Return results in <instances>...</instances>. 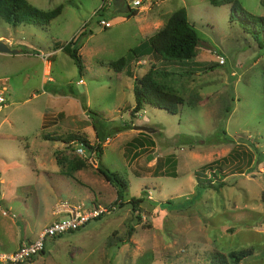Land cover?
Returning <instances> with one entry per match:
<instances>
[{"label": "rangeland", "instance_id": "obj_1", "mask_svg": "<svg viewBox=\"0 0 264 264\" xmlns=\"http://www.w3.org/2000/svg\"><path fill=\"white\" fill-rule=\"evenodd\" d=\"M26 1L61 11L45 27L0 19V40L20 50L0 52V251L12 249L23 227L35 238L60 217L53 211L63 201L111 210L47 238L28 264H213L217 254L227 264H264V48L239 14L264 15V0H143L136 8L133 0ZM181 7L199 37L193 58L146 55L120 71L110 66ZM68 44L78 48L81 71ZM150 68L174 72L156 78L181 97L177 113L146 105L131 114L133 83ZM93 125L110 139L100 141L101 153L83 146L79 154L80 139L99 143ZM138 132L152 144L128 146ZM98 167L118 171L127 187ZM140 196L139 220L128 201ZM242 250L248 255L238 261L228 256Z\"/></svg>", "mask_w": 264, "mask_h": 264}, {"label": "trees", "instance_id": "obj_2", "mask_svg": "<svg viewBox=\"0 0 264 264\" xmlns=\"http://www.w3.org/2000/svg\"><path fill=\"white\" fill-rule=\"evenodd\" d=\"M212 4H225L233 3V7L236 6V2L232 0H211ZM100 9H103L101 6ZM61 11V6L50 10H42L35 6L29 4L26 0H0V19L5 22L17 25V24H35L40 27L47 26L50 21L55 18ZM131 14L136 13V9H129ZM233 13H231L232 15ZM239 14L243 20V29L247 33H251L257 42L264 48L263 37H264V15H253L247 13L243 9H240ZM100 21V20H99ZM199 41V37L196 29L191 23H189L187 12L184 7L175 10L164 26L159 29L155 34H153L148 39L142 41L139 45L135 46L127 57H120L114 61L110 62V66L113 67L115 71H120L125 63L132 59H139L143 56L150 55L158 60H165L168 63H178L181 61H187L194 57L196 45ZM25 48H22V52H25ZM63 50L74 60L78 69L81 71L83 68V63L81 61V56L78 53V48L76 46H70V44L63 47ZM160 72L163 75L172 74L171 71H155L150 68L146 71L140 78L135 79L133 83V93H134V106L132 107L131 114L135 116L138 111L142 110L146 105H151L154 107L164 108L170 113H177L179 106L182 104V99L171 88L165 86L159 82L156 78V74ZM190 73V71L183 70L180 74ZM95 129L96 137L99 143L93 147L86 140L80 139L78 142L80 146L92 149L94 148L97 153L102 151V142L108 137L106 134L100 136L98 128L93 125ZM129 125L124 124L118 128V130L128 129ZM224 135L226 132L224 129L221 131ZM225 139H230L228 135H225ZM75 140L74 138L72 141ZM147 136L141 135L129 141L128 146H139L140 148L145 146V142H149ZM101 141V143H100ZM151 141V140H150ZM152 142V141H151ZM137 144L134 146V144ZM168 160V159H167ZM158 165V161L156 159ZM98 172L109 182H114L119 184L121 187L126 188L127 183L125 179L121 177V174L117 172H110L107 169L101 167L97 168ZM199 180V185L202 182L207 181L206 177ZM199 195L197 191L194 198ZM120 191L117 192V198L119 199ZM144 196L132 197L129 199L132 211L136 214V218L140 220V203L143 201ZM173 201L166 200L164 205H172ZM122 205V204H120ZM99 218V217H98ZM131 230V229H130ZM130 230L127 231V235L130 234ZM44 252V250L42 251ZM248 255L246 251L230 252L228 255L235 261L244 258ZM213 264H227L223 254L213 255L211 257Z\"/></svg>", "mask_w": 264, "mask_h": 264}, {"label": "built area", "instance_id": "obj_3", "mask_svg": "<svg viewBox=\"0 0 264 264\" xmlns=\"http://www.w3.org/2000/svg\"><path fill=\"white\" fill-rule=\"evenodd\" d=\"M152 1V0H150ZM143 0H133L132 8L141 6ZM102 26L108 25L105 20H100ZM219 64L224 63V59L219 57ZM6 106V97L0 92V111ZM77 152L81 154L83 147H78ZM110 208L100 204L91 207L72 206L66 202H58L53 211L60 217L47 224L38 237L34 239H23L18 246L9 252L0 251V264H28L45 249L47 238L59 237L64 233L72 232L86 225L90 220L110 213Z\"/></svg>", "mask_w": 264, "mask_h": 264}, {"label": "crops", "instance_id": "obj_4", "mask_svg": "<svg viewBox=\"0 0 264 264\" xmlns=\"http://www.w3.org/2000/svg\"><path fill=\"white\" fill-rule=\"evenodd\" d=\"M143 132V131H142ZM139 133H141V132H138V134L137 135H132V136H130V138L126 141V144L127 143H129V141H131L132 139H134V138H136V137H139V136H141V135H144V136H147L148 137V135H146V134H144V133H142V134H139ZM146 133V132H145ZM110 138L109 137H107L106 138V141L107 140H109ZM103 144V143H102ZM145 144V146L144 147H142V148H139V149H144V148H146L148 145H151L152 144V142L149 140V142L147 143V142H145L144 143ZM150 147H153V146H150ZM107 181V180H106ZM112 186V185H111ZM113 190H116V189H114L113 188ZM1 197H3V195H1ZM116 198H117V196H116ZM43 229V228H42ZM41 231L42 230H40L39 231V233H38V235L36 236V237H38L39 236V234L41 233ZM22 232L23 233H21V235H16L15 233L13 234L14 235V238L12 239V241L10 242V244L12 243V249H10L9 251H11V250H14L17 246H18V244H19V238H22V237H29L30 239H34V237H32L31 236V234H30V232L28 233V231L23 227L22 228ZM35 237V238H36ZM0 246L1 247H4L3 246V243L0 241Z\"/></svg>", "mask_w": 264, "mask_h": 264}, {"label": "water", "instance_id": "obj_5", "mask_svg": "<svg viewBox=\"0 0 264 264\" xmlns=\"http://www.w3.org/2000/svg\"><path fill=\"white\" fill-rule=\"evenodd\" d=\"M0 52L1 53L16 54V53L20 52V50L17 48H11L6 42L0 40ZM133 128L140 129L142 131L147 130V127L142 126V125H135V126H133ZM0 198H1V195H0ZM4 211L6 212L5 209H4Z\"/></svg>", "mask_w": 264, "mask_h": 264}]
</instances>
